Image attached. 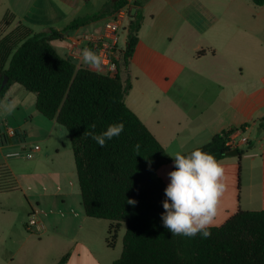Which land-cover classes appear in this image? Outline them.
<instances>
[{
	"label": "crops",
	"instance_id": "crops-1",
	"mask_svg": "<svg viewBox=\"0 0 264 264\" xmlns=\"http://www.w3.org/2000/svg\"><path fill=\"white\" fill-rule=\"evenodd\" d=\"M107 1L0 0V66L6 68L12 53L1 44L18 25L32 33L61 31L72 20L97 13ZM142 2L144 19L128 77H124L131 83L126 106L169 156L201 147L235 127L231 137L236 148L248 149L240 159L227 156L220 161L227 189L216 226L238 211H264V128L259 126L264 119V25L254 16L241 25L218 18L206 23V18L191 13L196 0ZM245 3L254 5L250 0ZM257 8L261 16L264 5ZM169 9L177 19L169 18ZM7 14L10 21L5 26ZM102 27L90 22L68 32L63 40H52L51 45L77 69L89 70L81 56L70 52L86 47L81 39L84 33L96 36ZM210 32L212 39L205 37ZM179 33L185 40L175 46L173 39ZM187 38L195 42L191 51L186 50ZM30 94L12 84L0 104V165L9 168L19 187V191L0 194V264H54L65 254V264H112L120 256L117 240L125 226L119 228L113 247L107 246L111 223L102 229L101 220L88 218L83 211L66 130L39 114L35 95ZM9 130L14 134L10 136ZM33 145L40 150L26 159L24 149ZM17 152L18 156L11 155ZM171 171L170 164L157 171L166 187ZM32 210L44 225L39 234L25 229ZM34 235L38 241H32Z\"/></svg>",
	"mask_w": 264,
	"mask_h": 264
},
{
	"label": "trees",
	"instance_id": "trees-1",
	"mask_svg": "<svg viewBox=\"0 0 264 264\" xmlns=\"http://www.w3.org/2000/svg\"><path fill=\"white\" fill-rule=\"evenodd\" d=\"M250 1L264 5V0ZM125 3L108 0L97 13L74 19L61 31L32 33L18 25L1 44L12 53L6 68L0 66V86L3 78H8L0 87V104L9 87L18 84L35 95L39 114L66 130L85 215L111 223L106 238L109 247H113L119 228L125 226L120 256L112 264H264V211H238L222 225L211 227L208 238L200 234L172 236L163 226L166 186L157 171L168 164L174 170V160L125 104L131 83L124 77H128L144 19L142 0H134L128 8L122 30L126 43L118 50L114 75L77 69L52 47V40H63L68 32L111 15ZM7 17L3 18L5 26L9 25ZM120 122L123 132L103 148L83 135L86 131L99 134ZM262 122L264 119L259 126L264 128ZM236 131L230 127L197 148L221 161L231 150L227 143ZM247 149H239L238 159ZM16 191L14 175L0 165V194ZM129 199L137 203L130 205ZM67 258L65 254L54 264H65Z\"/></svg>",
	"mask_w": 264,
	"mask_h": 264
},
{
	"label": "clouds",
	"instance_id": "clouds-1",
	"mask_svg": "<svg viewBox=\"0 0 264 264\" xmlns=\"http://www.w3.org/2000/svg\"><path fill=\"white\" fill-rule=\"evenodd\" d=\"M81 60L89 70L101 71L103 68L101 56L91 48L82 49ZM91 128L95 129V124ZM123 130L124 124L120 122L110 124L99 134L86 131L83 135L91 137L103 148ZM135 147L138 150L140 145ZM170 156L174 160V170L168 173L170 183L164 190L163 226L172 236L195 237L200 234L208 238L211 236L209 229L216 226L219 206L227 189L225 168L213 154L200 148ZM127 203L134 206L137 202L129 199Z\"/></svg>",
	"mask_w": 264,
	"mask_h": 264
},
{
	"label": "built area",
	"instance_id": "built-area-1",
	"mask_svg": "<svg viewBox=\"0 0 264 264\" xmlns=\"http://www.w3.org/2000/svg\"><path fill=\"white\" fill-rule=\"evenodd\" d=\"M134 0H126L124 6L114 11L105 21L101 32L94 36L90 33H84L82 35V41L86 42L87 48H91L97 52L103 60L102 72L108 75H114L116 73L115 61L118 58V37L119 33L125 27L128 20V8L131 6ZM85 48V47H84ZM75 47L71 50L70 54L74 57L81 56L82 49ZM8 134L13 135V131L9 130ZM236 141L234 138H230L227 145L234 149L236 148ZM40 150L38 145H34L29 149H24L23 155L26 159H32L34 155ZM12 156H18L19 152L11 154ZM25 229L31 233L39 234L44 230V225L40 222L32 210L27 216L25 222Z\"/></svg>",
	"mask_w": 264,
	"mask_h": 264
},
{
	"label": "rangeland",
	"instance_id": "rangeland-1",
	"mask_svg": "<svg viewBox=\"0 0 264 264\" xmlns=\"http://www.w3.org/2000/svg\"><path fill=\"white\" fill-rule=\"evenodd\" d=\"M196 1H197V7L195 9H192L191 13H195L196 16H200L203 19L206 18V23L213 18H218V19H221L223 21L224 20H237V23L239 25H241L242 21H245L247 18L249 19L252 16H254V20H257V19L260 20V24L262 25V28H263L264 12L260 16L259 14H257L258 13L257 6H255V5H253L252 7L249 6L245 3V0H196ZM194 10H196V11L194 12ZM9 17L10 16L8 15V17L6 19V21H8V23L10 21ZM169 18L170 19H177L178 15L174 11L169 9ZM106 19H107L106 17L98 19L95 21V24L98 27H102L104 25ZM175 21H172L171 24H173ZM171 28H173V27H171ZM212 36H213L212 32L205 35V37H207L208 39H212ZM124 39H125V33L123 31H121L119 33V37H118V44H117L118 50L120 48L124 47ZM183 40H185V36L183 34L179 33V35L175 39H173V45H175L178 42L183 41ZM192 40L193 39H189V38L186 39V42H188V45L186 46V50H188V51L192 50L191 49L192 43H195ZM133 93L134 92H132V94ZM30 95L34 96V94H30ZM63 131H65V130H63ZM64 133L66 135V131ZM65 141H66V145L68 146L69 145L68 140H65ZM27 149H29V148H27ZM23 163L26 164V163H28V161H23ZM80 203H81V200H80ZM100 223H103L100 225V227L103 229V227L106 225V223H108V221L101 220ZM124 230H125V228L123 227V229L121 230V232L119 234V238L117 240V247H119V248L121 247V249H122V237L124 234ZM34 239H36L38 241L39 238L37 235H34V238L32 240L33 242H35ZM42 241H43V239H42ZM37 245H38L37 247H32L31 253H35L36 248H40L43 245V242L40 244H37Z\"/></svg>",
	"mask_w": 264,
	"mask_h": 264
},
{
	"label": "water",
	"instance_id": "water-1",
	"mask_svg": "<svg viewBox=\"0 0 264 264\" xmlns=\"http://www.w3.org/2000/svg\"><path fill=\"white\" fill-rule=\"evenodd\" d=\"M111 1L112 2H116L117 0H111ZM7 81H8V78H7V76H5L3 78V80H2V83H1V86L0 87L3 88L6 85ZM226 156H229V157H238L239 156V150L237 148L231 149L230 151H228L226 153Z\"/></svg>",
	"mask_w": 264,
	"mask_h": 264
}]
</instances>
